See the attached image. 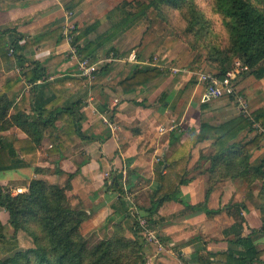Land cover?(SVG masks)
I'll return each instance as SVG.
<instances>
[{"label": "trees", "instance_id": "16d2710c", "mask_svg": "<svg viewBox=\"0 0 264 264\" xmlns=\"http://www.w3.org/2000/svg\"><path fill=\"white\" fill-rule=\"evenodd\" d=\"M21 1V0H0ZM81 0H70L64 7L67 11L77 6ZM213 11L221 19V28L216 31L214 21L199 6L196 0H136L134 11H124L121 19L113 24L119 32L146 17L153 10L164 22H169V10L176 11L178 24L173 26L180 38L196 51L189 70L196 71L200 62H205L218 77H222L231 67L234 59H239L251 69L256 78L264 76V0H211ZM126 4V2L124 3ZM182 24V26L180 25ZM171 24V23H169ZM172 25V24H171ZM86 27L80 35H75L73 44L81 57L95 59L96 51L114 36V32L102 34L95 41L79 46L80 36L93 28ZM6 28L0 27V56L5 58L18 48L16 42L5 37ZM112 51V52H111ZM118 53L113 49L106 56ZM112 63L101 65L94 74L102 73ZM167 68L138 66L129 68V73L117 86L125 93L140 92L151 80L164 75ZM21 78L31 85L19 99L12 103L7 92L20 83ZM69 78L48 80L44 70L35 63L19 76L8 81L0 91V209L5 222L0 219V264H145L143 247L147 242L142 235L139 221L144 218L149 228L154 229L166 220L159 215L165 202L176 203L184 211L202 210L207 217L225 212L233 219L223 230V240L209 239V243L224 245L223 251L211 252L203 241V249L195 257L199 264H260L263 250H257L250 235L244 236L243 228L252 215L244 201L228 202L216 209L207 207V199L219 181L227 179L244 186L245 198L260 212V230L264 231V157L255 159L264 136V104L250 112V118L240 113L235 118L219 124L202 121L191 145L205 139L212 143L207 153H200L199 159L209 161L205 169L204 199L199 204L181 201L176 194L186 185L188 172L184 165L190 153L184 146L159 162L154 170L155 184L148 192L149 206L132 207L128 201L126 216L132 217L133 238L126 236L121 222L112 225L110 235L100 237L91 222V212L75 195H69L71 180L80 172V166L64 170L59 162L49 161V156L62 155L69 148H81L93 141L82 132L81 100L67 104L66 82ZM40 81V83H37ZM45 93L50 97L44 99ZM228 98V97H227ZM230 99V98H228ZM162 102V97H159ZM206 103H201V109ZM29 107V112H26ZM10 109L13 113H9ZM16 127L24 135L12 132ZM253 136L237 140L242 130ZM6 132V133H3ZM182 134V133H180ZM176 138H171V140ZM236 139V140H235ZM46 140L47 145H43ZM39 153L45 154L41 162ZM255 162V163H254ZM35 166L36 174L66 173L63 185L48 183L40 178L29 180L26 190L11 193L10 186L2 180V174L13 169ZM121 171L112 170L107 185L111 191L125 201ZM127 184V176L125 177ZM258 183L259 190L253 194L252 186ZM129 208V210H128ZM141 210L142 212H139ZM22 232L30 241L29 246L18 245V233ZM197 240H199L197 238ZM191 242V241H189ZM183 264L187 261L178 255Z\"/></svg>", "mask_w": 264, "mask_h": 264}, {"label": "crops", "instance_id": "0c3cea01", "mask_svg": "<svg viewBox=\"0 0 264 264\" xmlns=\"http://www.w3.org/2000/svg\"><path fill=\"white\" fill-rule=\"evenodd\" d=\"M69 1L0 2V27L7 29L5 37L9 42H16L18 47L14 54L9 52L5 58L0 56V91L8 81L35 63L44 70L49 81L69 78L66 82V102L71 104L76 100L82 101V132L93 141L81 148H69L62 155H51L48 159L59 162L64 170L80 166V172L71 180L72 187L68 194L77 196L91 212V222L100 237L110 235L112 225L121 222L126 236L133 238V220L131 216L125 217L126 205L129 202L132 207L149 206L148 192L155 184L154 170L159 167V162L184 146L182 150L190 153V159L184 165L188 172L186 178L189 180L176 196L192 205L201 203L208 176L205 169L209 161L205 158L199 159V155L207 153L212 140L205 139L195 146L191 145V142L196 137L201 122H210L208 119L202 120L205 114L223 116L222 119L215 120L214 124L238 115L235 112L233 115H226L224 111L233 109L232 106L227 103L225 104L228 106H224V103L217 104L216 99L206 103L201 109L200 96L203 86L197 82L198 73H193L187 68L178 75L166 72L148 82L140 92H123L117 83L129 73V68L135 65L122 60L129 51L124 53L111 48L118 53V60L110 64L106 71L94 74L90 79L74 76L77 59L67 56L69 45L62 36L64 25L73 21V15L68 16L64 7ZM95 25L97 26V22ZM82 32L83 30H79L77 34ZM102 34L105 33H100L96 38ZM86 35L80 36L79 46L88 42L83 43ZM111 44L112 42H106L97 49L96 55ZM136 54L138 59H144V56ZM169 81L172 83L170 88ZM30 85L21 78L19 84L8 90L7 97L12 103L16 102ZM46 97L49 98L50 94L45 93L44 99ZM159 97H162V102L158 101ZM29 111L28 107L26 112ZM9 113H13V110L10 109ZM175 126L180 127L173 129ZM161 127L163 130H160ZM8 132L24 135L16 127H10ZM248 134L246 129L242 130L236 139L245 138ZM43 145L46 146V140ZM44 158L45 154L39 153L41 162ZM34 169L35 166L32 165L7 171L2 174L1 180L8 183L10 189L21 187L25 191L33 177L58 185H63L67 179L66 173L36 174ZM112 170L121 171V181L123 176L124 179L127 176L125 201L106 184ZM235 182L237 181L231 179L217 182L207 199V207L216 209L228 202L244 201L252 215L244 224L242 234L250 235L256 249L263 250L264 231L260 230V212L245 198V191L237 188ZM252 188L253 194L256 195L259 190L258 183ZM182 210L183 207L176 203L165 202L162 205L159 215L166 222L154 227L157 242L144 245L145 264H183L178 255H182L187 264H199L193 255L203 249V241L223 240V230L233 222L225 212L209 218L202 210ZM206 248L217 252L223 251L225 246L208 242ZM260 259V264H264V252Z\"/></svg>", "mask_w": 264, "mask_h": 264}, {"label": "rangeland", "instance_id": "374dc122", "mask_svg": "<svg viewBox=\"0 0 264 264\" xmlns=\"http://www.w3.org/2000/svg\"><path fill=\"white\" fill-rule=\"evenodd\" d=\"M135 1L136 0H81V2L75 6L72 11H70L73 15V21L68 22L75 24L76 31H82L88 25L97 22L96 28L85 36L83 43L92 40L95 41L97 39L96 36H98L100 33H105L106 35L114 32V36L108 41L112 42V44L110 46H105V49H101L99 54L105 55L106 51L111 48H116L118 51H123L124 53H127L128 51L131 52L135 49L134 51L139 53L141 56H144V58L156 56L157 61H161L162 63H166L171 67L180 69L179 72L167 70V73L172 75L183 73L185 68L189 69V67L192 66V61L195 57L196 51L192 50L189 45L178 36L176 29L173 27L174 25L176 26L178 24L179 19L178 13L176 11L169 10V22H164L156 15L153 10H150L146 14V17L140 19L123 32H119L116 27L113 28V24L121 19L125 10H135ZM196 1L204 10V12L211 19H213L215 30H220L221 19L219 18L218 13L216 14L213 11L211 0ZM125 2L126 4H124ZM180 25L182 26L181 23ZM197 66L198 68L196 71H190L193 73L214 71L203 61ZM168 83L170 88L172 83L170 81ZM236 89L243 99L248 103L247 111H249V113L264 104V76L256 78L252 74L251 69L237 78ZM225 98L227 97L217 98L215 103H224V106H232L233 109L229 108L228 112L224 111L226 115L228 113L233 115L234 112L239 115L241 113L240 104L233 98ZM211 102L209 101L207 103ZM222 117L223 116L216 117L215 114H205V117L202 120L208 119L210 120V123H214L215 120L218 121L222 119ZM138 125L139 124H137V126ZM179 127L180 126H175L173 129H177ZM254 133L255 131L253 129V131H251L247 136H253ZM260 145V150L255 152V156L258 155V157L255 159L256 162L258 159L264 157V136ZM46 146H48L47 142ZM235 183L237 188L244 190V186L239 185V182ZM5 184L9 185L8 183ZM11 193L16 194L18 192L16 191V188H14L11 189ZM0 219L1 221L5 222V217L2 214L1 209ZM17 236L19 246L25 248L30 244V241L24 236L22 232L18 233Z\"/></svg>", "mask_w": 264, "mask_h": 264}, {"label": "built area", "instance_id": "2783aa9c", "mask_svg": "<svg viewBox=\"0 0 264 264\" xmlns=\"http://www.w3.org/2000/svg\"><path fill=\"white\" fill-rule=\"evenodd\" d=\"M72 13L67 12L70 16ZM77 34L75 24L67 22L62 29V36L65 42L69 45L67 50V56L71 59H77L76 68L74 70V76L81 77L83 79H90L97 69L105 63H113L118 59L110 53L108 56L97 54L94 60L89 57H81L77 51L76 44H73L74 36ZM11 52V50H9ZM122 60L135 63L138 66H156L159 68H167L172 72H179L180 69L171 67L166 63L157 61L156 56L147 57L144 59H138L135 51H131ZM249 71V67L242 63L239 59H234L231 67L225 72L222 77H218L213 72H201L197 74V82L203 86V92L200 96L201 103H207L213 99L220 97H229L235 99L240 104V111L243 115L250 118V113L247 111L248 103L243 99V97L238 93L236 89L237 78ZM172 129V127H171ZM160 130H163L162 127ZM108 176V173L105 174ZM125 179L123 176L122 186L126 192ZM17 192H22L24 189L16 188ZM142 226L143 234L147 242H157V236L155 230L149 228L146 224L144 218L139 221Z\"/></svg>", "mask_w": 264, "mask_h": 264}]
</instances>
